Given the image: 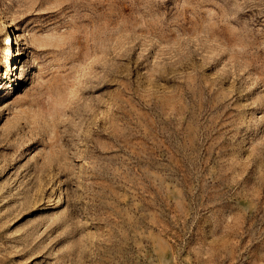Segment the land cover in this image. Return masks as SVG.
Segmentation results:
<instances>
[{"label":"rangeland","instance_id":"374dc122","mask_svg":"<svg viewBox=\"0 0 264 264\" xmlns=\"http://www.w3.org/2000/svg\"><path fill=\"white\" fill-rule=\"evenodd\" d=\"M0 264H264V0H0Z\"/></svg>","mask_w":264,"mask_h":264}]
</instances>
